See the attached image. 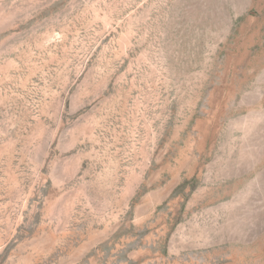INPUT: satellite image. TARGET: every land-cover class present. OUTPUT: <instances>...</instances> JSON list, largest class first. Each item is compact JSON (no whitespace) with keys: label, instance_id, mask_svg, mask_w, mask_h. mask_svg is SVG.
I'll use <instances>...</instances> for the list:
<instances>
[{"label":"rangeland","instance_id":"374dc122","mask_svg":"<svg viewBox=\"0 0 264 264\" xmlns=\"http://www.w3.org/2000/svg\"><path fill=\"white\" fill-rule=\"evenodd\" d=\"M0 264H264V0H0Z\"/></svg>","mask_w":264,"mask_h":264}]
</instances>
